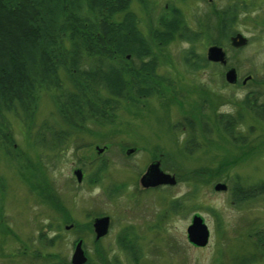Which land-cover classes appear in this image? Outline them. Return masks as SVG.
Listing matches in <instances>:
<instances>
[{
    "label": "rangeland",
    "instance_id": "1",
    "mask_svg": "<svg viewBox=\"0 0 264 264\" xmlns=\"http://www.w3.org/2000/svg\"><path fill=\"white\" fill-rule=\"evenodd\" d=\"M168 1L179 6L190 23L205 5L203 0H150L156 12ZM246 1L235 27L248 40L234 48L223 46L226 64L188 71L181 52L190 42L176 38L164 50L167 57L158 68L170 81L164 93L139 105L124 102L112 123L87 122V130L73 131L61 145L50 147L40 141L37 145L34 138L43 121L55 120L50 92L40 95L30 131L10 114L18 147L14 157L0 153V174L5 179L0 196V264H43L33 250L71 258L79 237L89 264H264V249L255 250L250 258L258 234H264V194L242 205L230 195L235 180L244 185L264 181V120L241 103L248 92L264 97V0ZM131 7L145 24L139 3L133 1ZM195 47L205 54L208 44L200 40ZM228 65L237 69L236 82L225 79ZM220 114L224 119L230 114L236 117L234 133L246 138L243 144L221 130ZM190 123L197 142L191 152L183 148L185 138L192 137ZM42 130L44 140L50 141V131ZM127 148L134 149L126 152ZM155 159L175 175L174 184L141 185V174ZM38 162L44 179L54 187L50 196L57 194L72 220L64 221L60 211L32 187L43 177L28 164ZM100 162L104 168L96 176ZM77 167L83 171L81 181L74 174ZM217 182H224L225 189H215ZM195 213L210 230L203 246L187 237ZM100 214L110 216V225L96 238L92 220ZM2 229L12 230L2 233ZM133 241L136 248L130 250Z\"/></svg>",
    "mask_w": 264,
    "mask_h": 264
},
{
    "label": "trees",
    "instance_id": "2",
    "mask_svg": "<svg viewBox=\"0 0 264 264\" xmlns=\"http://www.w3.org/2000/svg\"><path fill=\"white\" fill-rule=\"evenodd\" d=\"M133 1L145 13L144 29L131 7ZM203 1V9L190 23L173 1L156 12L150 0H0V153L14 157L12 152L18 147L14 144L10 114L30 131L43 92H50L56 116L54 122L41 123L35 142L58 147L73 131L85 130L87 122H114L115 111L124 102L139 105L150 97L161 96L170 81L158 68L167 57L164 50L176 38L190 42L181 52L188 71L216 64L196 50L197 42L234 48L230 37L236 32V17L249 2ZM241 103L257 119L264 120V97L259 92H248ZM235 120L231 114L225 119L220 114L218 124L233 142L243 144L246 138L234 133ZM44 128L50 131V141L44 140ZM189 128L192 137L185 138L183 148L191 152L192 143L196 148L197 142L192 123ZM37 164L28 166L39 170L44 179L43 166ZM103 168L104 163L100 162L96 176ZM43 179L31 184L36 193L60 211L64 221L72 220L57 194L50 196L53 185ZM4 189L5 179L0 174V196ZM261 194L264 181L244 185L235 180L230 186L231 198L237 205ZM174 201L175 205L178 198ZM87 225L91 228V223ZM11 230L2 229V233ZM257 238L250 258L255 257V250L263 252L264 234ZM134 243L128 245L130 250L136 248ZM33 256L41 257L43 264H72L67 256L41 250H33ZM89 261L87 258L83 264Z\"/></svg>",
    "mask_w": 264,
    "mask_h": 264
},
{
    "label": "water",
    "instance_id": "3",
    "mask_svg": "<svg viewBox=\"0 0 264 264\" xmlns=\"http://www.w3.org/2000/svg\"><path fill=\"white\" fill-rule=\"evenodd\" d=\"M231 44L233 46H242L247 42V37L242 32L237 31L230 37ZM206 56L211 61H217L226 63V51L221 44H210L206 50ZM225 79L228 82H235L237 80V70L235 66H230L225 71ZM102 148H99L101 150ZM134 148H128L127 152H131ZM74 174L78 181H81L83 171L81 167L74 169ZM176 182L175 175L171 172L165 171L160 166L159 160H152L146 170L140 176V183L144 187L156 186L159 184H174ZM226 184L224 182H217L214 185L215 189H225ZM110 224V216L108 214L95 215L92 220L93 229L95 231V237L99 238L106 234ZM66 227H69L66 226ZM187 237L190 242L195 245L203 246L208 242L210 230L208 225L203 220L202 216L195 213L191 222L186 228ZM83 240L79 238L75 244L74 251L71 255L72 264H83L87 260L84 247L82 246Z\"/></svg>",
    "mask_w": 264,
    "mask_h": 264
}]
</instances>
